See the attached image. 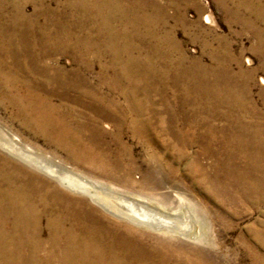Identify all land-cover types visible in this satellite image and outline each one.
<instances>
[{"label": "bare ground", "instance_id": "bare-ground-1", "mask_svg": "<svg viewBox=\"0 0 264 264\" xmlns=\"http://www.w3.org/2000/svg\"><path fill=\"white\" fill-rule=\"evenodd\" d=\"M184 1L196 5L194 0ZM236 2L238 9L248 15L240 19V24L246 32L251 31L256 36V46L252 50L264 48V14L261 6L257 4L256 0H236ZM27 3L34 5L32 15H27L24 12V5ZM149 8L157 9L158 14H165L164 9L160 10L161 8L150 0L149 3L144 0H63L62 2L57 1V5L53 8L47 5L46 0H0V123L7 125V128L12 131L15 129L16 133L10 136L4 130L0 132V264L230 263L231 260L222 253L221 247L216 249L205 245L202 246V249L195 243H189L186 246L191 249V252L187 247V251L184 252L181 244V247L174 248L171 244L170 246L158 240L159 242L155 245H149L150 243H146L141 234L123 227L122 224L112 220V217L105 215L103 210L127 219L135 225L145 226L161 233L180 234L192 242L205 243V241L202 237H196L186 227L187 224L179 222L178 216L174 217L160 211L146 201L135 198L128 199L124 195L111 192L98 182L77 174L60 162L47 159L35 151L38 148L51 150L53 154L65 152L76 163L94 166L100 173H105L108 171L104 166H109V162L121 161L122 156H130L129 160H132L130 149L123 143V136L127 131L131 132V137L145 139L149 143L154 142L155 138L158 139V134H170L167 128L164 129L165 120L160 118V123L154 125L153 121L156 119L152 120L147 116V111L153 109H150L152 97V99L140 98L132 93L128 94L117 80L106 75V66H102V73L93 75L91 74L93 62L78 57L80 53L77 47L79 45L83 43L87 46L85 48L89 49L93 42H96L92 40L94 36L91 35V30L94 28L99 33L100 31L107 33V46L113 49L114 54L118 48L113 46V41L118 33L112 32V25L117 23L124 27L129 19L118 17L119 15L116 16V14L139 15ZM156 20L148 18L145 21L147 24H151L154 29L158 22L165 18L159 17L158 22ZM205 20L209 24L214 23L210 15H207ZM100 27H105L108 30H99ZM120 36L118 35V37ZM105 41L103 40L102 43L106 44ZM66 52L74 53L76 58L63 63L56 57ZM245 62L251 64L250 59H246ZM238 71L240 70L238 69ZM243 73L245 72L238 74L239 78H243L241 77ZM258 81L264 85V77L259 78ZM232 86L230 85V87ZM230 89L224 91L221 103L235 107L236 113L233 116L228 113L219 116L225 118L229 126L235 130L226 133L224 142L199 144L198 150L200 151L196 153L197 158L193 156L194 159H189L187 148L197 144L199 138L195 129L193 132L182 130L184 132L181 131V133L185 135L177 136L178 139L167 140L170 143L178 142L177 146L157 142L160 152L166 156L164 158L169 159V165L157 152L148 150L150 161L155 164V172L164 173L168 167L169 174H185L188 178L191 176L194 180L193 183L199 177L200 181L197 182L198 185L194 183V187L196 186V189L208 200L216 203L220 212L227 210L228 202L219 199L221 194L215 193L216 190H222L219 188L220 186L224 187V183L220 185L221 182H218L219 179L225 181L232 188L239 185L242 188L240 200L252 198L254 202L264 203V178L261 183L258 182L259 184L252 178L256 172H261L264 175V170L254 162H250L257 159L256 155L259 158L264 157V131L258 126L261 120L254 121L255 117L258 118L257 113L256 115L252 111L248 113V109L251 107L248 108V105H244L243 92L246 95L248 92L246 90H242L241 93L237 91L242 95L237 94L236 97L234 91ZM247 114H249V118L244 120V116ZM199 123L202 124L203 121L200 120ZM102 124L110 130L113 126V133L109 135L108 131L101 129ZM213 127L209 126L207 129L209 135L215 132L216 128L213 129ZM17 134L19 137H15ZM108 136L116 139L118 142L116 148H112L106 141ZM202 138L204 139V137ZM121 141L124 145H121ZM199 157L208 158L209 162L206 166L202 165L200 173H196L197 171L193 172L190 168L195 161L199 162ZM183 162L185 163L184 168L180 170ZM204 174H210L213 179L209 181L206 176L204 177ZM238 192L240 194V191ZM74 193H79L86 198L75 197ZM91 202L101 209L92 205ZM246 234L251 238H246L249 242H259L264 251V220L261 222L259 230L252 231L249 227ZM196 247H200L198 248L200 250ZM231 264H235L234 261H231Z\"/></svg>", "mask_w": 264, "mask_h": 264}, {"label": "rangeland", "instance_id": "rangeland-1", "mask_svg": "<svg viewBox=\"0 0 264 264\" xmlns=\"http://www.w3.org/2000/svg\"><path fill=\"white\" fill-rule=\"evenodd\" d=\"M57 1L62 2L63 0H57ZM57 1L46 0L47 5L52 8L57 5ZM144 1L149 3V0H144ZM150 1L155 2L157 6L161 8L160 10L164 9L165 14L163 15L158 14L157 13L158 10L157 9L151 10L150 6H149L150 10L149 9L146 10L144 12L145 14L143 12H142L143 14L140 13L139 15L125 14L128 17H126L124 14H116V16L119 15L118 17L121 18H125V19L129 18L128 19L129 21L127 20L126 25H124V27L117 23L112 25L113 26L112 32L118 33L119 36L122 35L120 37H118L117 35L116 39L114 38L113 46L115 45V47L118 48L117 50H115V53L113 54L112 51L113 49L107 46L108 43L107 33L104 31L103 32L100 31L99 33V31L94 28L93 30H91V35L94 36L92 40L96 42H93V45L89 49H86L85 47L87 46L83 45V43L79 45L77 47L80 53L78 57H80L79 59L93 62V71L91 72V74L99 75L100 73H102V66H106L107 67L106 75L111 79L117 80L128 94L132 93V95L139 96L140 98H144V97L150 99L153 98L151 102L152 106L150 109L152 108L154 109L155 107L157 109L155 108L154 110L153 109L148 110L147 116L149 118H152V120L156 119L155 121H153L154 125H158L161 119L165 120L164 125H166L167 127L165 126L164 129L167 128L170 131V134L169 133H166L165 135L158 134L159 135V136L157 135L158 139L155 138L154 142H151L152 143L151 144L148 142V140L145 141V139L141 140L133 136L131 137L130 136L131 132L127 131L123 136L124 141L123 140L122 141L130 149V152L132 154L131 155L132 160H129L130 156L128 157L122 156L120 158L121 161L109 162L110 164L109 166H104L105 168H107L106 171H108L105 173H100L99 170H97V168H95L94 166L90 167L87 164L83 165L84 163H79V162L76 163L75 160L70 158L65 152H59L57 154H53L51 150H41L38 148L35 149V151L43 155L47 159H53L54 161L60 162V164H62L63 166L65 165L67 168L76 172L77 174H80L90 180L98 182L100 185H103L106 188H108L107 190L111 192H114L116 194L118 193L119 195H124L128 199L135 198L141 201L142 200L146 201L151 206L159 209L160 211H163L167 214H171L174 217L178 216L177 219H180L179 222H183L187 224L186 227L190 229L192 233L196 235V237L199 238L202 237V239H204L205 241V243L202 242L200 243L198 241L192 242V240L180 234H172L170 232L161 233L159 231L152 230L145 226L135 225L129 222L127 219L117 217L112 213L103 210L105 215H108V217L110 216V218L112 217L111 218L112 220H115L119 224H122L123 227L130 228L134 232L141 234L145 242L146 243L148 242V244L150 243L149 245L152 244L155 245L159 241H163L168 245L171 244L172 247L174 248H177L178 246L179 247L183 246L184 252L187 251L186 247L187 249H189L188 251L191 252V249L188 246H186V244L189 243H195L197 246H200L202 249H203L202 246L205 245L206 247L211 246V248H216V249H219L221 247L222 253L225 254V256L228 259L234 261L235 264H264V251L262 245L257 241L255 242L253 241L254 243L251 241L249 242V240L247 239L250 237L246 234L247 229L249 227H251L252 231H257L261 228V222L264 220V203L254 202L252 198L248 200L247 199L240 200L239 198H241L242 188L239 185H236L232 188L225 181L223 180L220 181V179L218 178L219 179L218 182H221L220 185L224 183V187H221L219 185L220 186L219 188L224 191L216 190L215 193H217L218 195L221 194L219 196V199L228 202L226 205L227 210L220 212L216 203H214L211 200H208L204 196V194H202L200 191H198V189H196V186L194 187L193 185L194 183L198 185L197 182L200 181L199 177H197L195 179L196 182L193 183L194 180L191 176H189L188 178L187 176H185V174H176V175L169 174L168 167L164 173H159L158 171H157L158 173L155 172V164L150 161V152L148 151L150 150L152 152H157V154L161 155V157L165 160V162H167V165H169V159H165L166 156H164L163 153L160 152L159 145L157 144V142H161V143L164 142L166 144H173V145L175 144L177 146L176 143L178 142L172 141L170 143L169 141L172 138L178 139L177 136L180 137L181 135H185L184 133H181L182 130H188L193 132V130L195 129V131L197 130L196 135L199 138L197 139L198 142V143L196 142L197 144H195L190 148L189 147L187 148L188 150L186 152L189 159L190 158L194 159L193 156L197 158L196 153L200 151L198 150L200 147L199 144H203L205 142H206L205 144H207V142H218V143L224 142V140H226L224 138V136L226 137V133H230V130H235L234 128L229 126L225 118L219 116L223 113L232 114L233 116L236 113L235 107L227 104L224 105L221 103V98L224 96L223 94L225 93L224 91L230 88L231 91L232 90L234 91L235 93L234 96L236 97L238 96L237 94L242 92V90L243 91L246 90V92H248L249 96L246 95L245 92H243L244 100H245L244 105L245 106L248 105L247 106L248 108L251 107L248 109V113H250L251 111L255 115L257 113L258 118L255 117L254 121L258 120L257 122H259L261 120L258 126H260V128H262L264 131V117H263L264 116V85L260 84V82L258 81L259 78L264 77V67H263L264 48L260 47L257 50H252V48L256 46V41H255L256 36H254V34L251 31H250L251 33L246 32L244 27L240 24L239 22L240 19L248 15H246L247 13H244L243 10L238 9L236 0H194L196 2V5H193V3L185 2L184 0L181 1L180 0H150ZM256 2L258 5L261 6L262 12L264 14V9H263L264 0H256ZM33 11H34V5L32 3H27L24 5V12L27 15H32ZM207 15H210L212 17L214 23L209 24L206 22L205 17H207ZM159 17L165 18V20L159 21L158 20ZM148 18H155V20L157 19L156 20L157 22L159 21L156 28L153 29L151 24L146 23L145 20H148ZM134 22L137 24L134 25L133 24ZM133 25L135 28L133 27ZM259 26L263 27L262 25ZM99 30L107 31L108 29L105 27H100ZM97 39L100 40L98 41ZM128 39H130L131 41ZM143 39L145 40V42ZM103 40H106L105 41L106 44L102 43ZM109 44H110V40H109ZM157 51L160 53L158 54ZM131 54L133 57L131 56ZM56 57H58V59L63 61V63L64 62L66 63L67 61L70 60L73 61L74 58H76L75 54L72 52H66ZM109 59L111 60L109 61ZM246 59L251 60L250 65L245 62ZM124 68H127L129 70ZM216 68L218 69V71ZM180 69L181 70L184 69V70L181 71ZM238 69L240 71H238ZM204 72L206 75L203 74ZM241 72H245L243 73V75H241V77L243 78H239L238 76V74H240ZM159 74L161 75V77ZM179 82L181 85L179 84ZM230 85L233 86L230 87ZM237 91L239 93H237ZM192 93L196 95H193ZM212 106L214 109L211 108ZM3 116L5 117L4 114ZM248 118H249V114L244 116V120ZM199 119L203 121L202 124L199 123L200 122ZM194 124L197 126H195ZM102 125H101L102 126L101 129L103 128L105 131H108L110 133L109 135L113 133L114 131L113 126L110 130L104 124ZM178 126L179 128L177 129ZM209 126L210 127L214 126L213 129L216 128L215 132H213V134L211 135L207 133V129L209 128ZM224 128L225 130H223ZM3 130L7 132L8 135L10 136L16 134L15 129L12 131V129L7 128V125L0 123V132H3ZM18 135L19 134H17V136L15 135V137H19ZM202 137H204V139ZM106 141L110 143V146L112 148H116V146L118 145L116 139L111 138L110 136L106 138ZM122 141H121V145L123 144ZM178 146H181V144L180 145L178 144ZM29 148L32 147L29 146ZM260 150L261 148L259 149V151ZM256 157L257 159L255 158V160L250 162H254L255 165L257 164L258 167H261L262 170H264V157L259 158L258 155H256ZM207 159L208 158L205 157H199L200 163L199 162L196 163L195 161L192 168L190 169L193 172L197 171L196 173H200L201 171L200 169H202L203 166H206L207 163L209 162V160ZM184 162L181 164L180 170L184 168V164H185ZM205 176L206 179H208L209 181L213 179V176H211L210 174H206V175L204 174V177ZM252 178L255 179L256 183L258 182L261 183V180L264 178V175H262L261 172H256L254 176H252ZM197 187L199 188V186ZM238 191H240V194ZM74 195L75 197H81L83 199L86 198L85 196H82L79 193H74L73 196ZM250 200L252 201L250 202ZM91 204L101 209V207L97 206L96 204H93L92 202ZM200 247H196V249ZM231 261L230 263L226 262L225 264H231Z\"/></svg>", "mask_w": 264, "mask_h": 264}]
</instances>
